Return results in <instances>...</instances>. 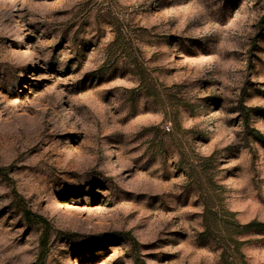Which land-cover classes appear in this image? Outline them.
<instances>
[{
	"label": "rangeland",
	"instance_id": "rangeland-1",
	"mask_svg": "<svg viewBox=\"0 0 264 264\" xmlns=\"http://www.w3.org/2000/svg\"><path fill=\"white\" fill-rule=\"evenodd\" d=\"M264 0H0V264H264Z\"/></svg>",
	"mask_w": 264,
	"mask_h": 264
},
{
	"label": "trees",
	"instance_id": "trees-1",
	"mask_svg": "<svg viewBox=\"0 0 264 264\" xmlns=\"http://www.w3.org/2000/svg\"><path fill=\"white\" fill-rule=\"evenodd\" d=\"M247 226H248V227H251V226H264V224H260V223H251V224H248Z\"/></svg>",
	"mask_w": 264,
	"mask_h": 264
}]
</instances>
